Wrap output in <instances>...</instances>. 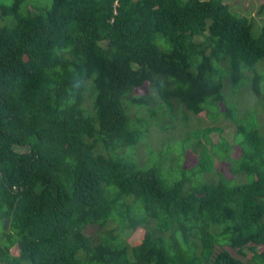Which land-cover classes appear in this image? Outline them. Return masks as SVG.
Masks as SVG:
<instances>
[{"label":"trees","instance_id":"16d2710c","mask_svg":"<svg viewBox=\"0 0 264 264\" xmlns=\"http://www.w3.org/2000/svg\"><path fill=\"white\" fill-rule=\"evenodd\" d=\"M263 62L264 24L226 0L1 2L0 264H264ZM204 111L233 143L216 125L192 167L189 134L140 161L152 125Z\"/></svg>","mask_w":264,"mask_h":264},{"label":"rangeland","instance_id":"374dc122","mask_svg":"<svg viewBox=\"0 0 264 264\" xmlns=\"http://www.w3.org/2000/svg\"><path fill=\"white\" fill-rule=\"evenodd\" d=\"M12 0H0L4 3H10ZM231 4V7L234 11L240 13V14H246L248 15L254 22L256 27L261 26L264 24V14H261L259 12L260 5L264 2V0H226ZM260 29L256 28L255 33L258 34ZM260 69H263L264 71V62L259 66ZM240 94V95H239ZM238 101L239 105L238 108H240L241 113L247 115L253 114L251 111V107L254 105V103L258 100L261 101L258 97L254 96L252 92L249 89H242L239 92ZM249 99V100H248ZM261 104V103H260ZM261 106V105H260ZM224 109V106H223ZM260 110V107H258ZM134 112V111H133ZM258 116L260 117L261 122L264 121V112H259ZM177 122H182L181 119H178ZM216 125L223 126L224 131L223 135L231 142L233 143L235 141V134L237 132V125L238 122L229 120L225 118L224 116L218 120L213 121L209 116L207 111H204L198 115H191L189 119V123L185 126V128H180L176 130L175 134L172 133H166L163 131H160L159 128L156 125L151 126V132L150 135L147 136L146 141L140 142L137 146L136 154L140 158V161L144 163V161L148 160V153H151V149H148V147L152 148L153 155L155 157H158L160 153H158L159 150H161L165 143L171 139L175 141L179 139L182 135L189 134L191 137L190 145L186 150L185 158L183 161V166L189 168L194 166L198 162L199 152L202 150L204 145H207L206 147L209 149V151L213 150L212 141L214 143L218 142L219 140V133L217 131H213L206 135V131L208 128L214 127ZM197 133H201L202 137H197ZM169 137V139H167ZM199 138L203 139V145L199 142ZM173 145V144H172ZM18 150H23L21 147H17ZM177 155L178 153H174V155ZM241 154V148L239 144H235V147L233 149V155L239 156ZM170 164V161H168ZM167 163V164H168ZM215 167L219 170H222L227 176L233 177V174L230 170V165L226 161H221L219 158L215 159ZM166 171V169L164 168ZM102 231V229H99L97 225H90L87 226L85 229V232L90 235H96V232ZM142 229H139L135 232H130L127 236L128 240L134 244L137 242L142 235ZM233 254L236 256H239L243 259H245L247 262L252 257V252L249 249H246L248 253V258L245 257V255L240 254L237 252L236 249H233L231 247H228ZM258 249H262L261 247H258ZM251 263V260H250Z\"/></svg>","mask_w":264,"mask_h":264}]
</instances>
